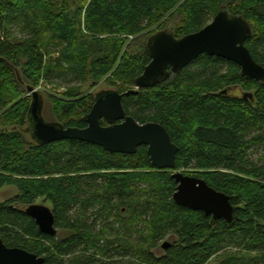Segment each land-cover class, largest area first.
Returning <instances> with one entry per match:
<instances>
[{
	"label": "trees",
	"instance_id": "1",
	"mask_svg": "<svg viewBox=\"0 0 264 264\" xmlns=\"http://www.w3.org/2000/svg\"><path fill=\"white\" fill-rule=\"evenodd\" d=\"M223 6L249 22L246 46L264 67V0H0V190H18L0 204L7 247L44 264H264V84L244 78L237 64L202 55L166 82L123 97L127 115L168 131L179 148L176 170L231 197L230 226L176 205L173 172L155 169L145 146L134 155L78 140L41 146L25 133L26 86L73 77L75 86L51 98L52 110L55 122L83 129L95 95L81 98L82 85L106 80L125 94L151 61L153 34L198 32ZM40 199L53 207L56 237L24 211ZM166 239L174 242L164 250Z\"/></svg>",
	"mask_w": 264,
	"mask_h": 264
},
{
	"label": "water",
	"instance_id": "2",
	"mask_svg": "<svg viewBox=\"0 0 264 264\" xmlns=\"http://www.w3.org/2000/svg\"><path fill=\"white\" fill-rule=\"evenodd\" d=\"M251 38L252 28L249 22L241 15L232 14L225 6L220 8L212 22L198 32L181 38H177L170 29L156 32L147 43L151 61L142 75L134 81V88L125 94L116 90L97 93L92 109L84 117L87 126L83 129L66 128L60 123L46 121L41 92L32 86H26L32 101L28 114L29 127L25 133L41 146L78 140L97 145L111 153L125 155H134L140 147L145 146L155 169L173 172L172 178L177 184L173 194L176 205L212 217V224L224 220L230 226L237 219V208L232 204L231 197L215 190L204 179L176 170L179 148L173 143L168 131L158 123L141 124L127 115L123 97L166 82L171 75L179 74L202 55L237 64L244 78L264 84V67L256 62L246 46ZM14 70L18 80L22 82L19 70ZM226 93L227 90L222 92ZM243 97L245 100L253 99L251 93H246ZM24 211L35 221L42 234L57 236L56 219L51 208L33 204ZM162 247L166 250L171 244L165 242ZM44 263V257L21 248H9L0 239V264Z\"/></svg>",
	"mask_w": 264,
	"mask_h": 264
},
{
	"label": "rangeland",
	"instance_id": "3",
	"mask_svg": "<svg viewBox=\"0 0 264 264\" xmlns=\"http://www.w3.org/2000/svg\"><path fill=\"white\" fill-rule=\"evenodd\" d=\"M214 19V18H213ZM212 22V21H211ZM13 32L16 38L18 39H23L25 37L24 33L21 32L20 26H14L13 27ZM144 41V39H142ZM54 58H57V55H54ZM77 83H74L73 77H68L63 79H53L50 84H40V86L37 88L43 98H44V117L46 118V121L48 122H55L57 121L56 118L53 115V110H52V102L51 98H60L65 90L70 87V86H75ZM115 87L110 86L106 80L101 81L99 83H95L93 81H88L84 85L81 86V98H85L91 95H96L97 93L101 91H106V90H113ZM230 95L232 96H239L242 97L244 92L241 91L240 89H233L231 88L229 91ZM29 96V95H26ZM9 130H12L11 128ZM1 131V128H0ZM18 195V190L15 187H4L0 190V204L8 202V201H13ZM36 204L39 205H45L49 208H53L51 203L47 202L45 199H40L36 202ZM62 230L58 229V233L61 234ZM168 242V243H173L174 240L171 239H166L163 242H161V246L163 243ZM158 248V250H154L153 252L157 255L163 254L164 250L161 248ZM219 260L214 259L211 261L210 264H218Z\"/></svg>",
	"mask_w": 264,
	"mask_h": 264
},
{
	"label": "flooded vegetation",
	"instance_id": "4",
	"mask_svg": "<svg viewBox=\"0 0 264 264\" xmlns=\"http://www.w3.org/2000/svg\"><path fill=\"white\" fill-rule=\"evenodd\" d=\"M234 89H238V88H234Z\"/></svg>",
	"mask_w": 264,
	"mask_h": 264
}]
</instances>
